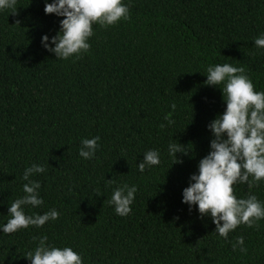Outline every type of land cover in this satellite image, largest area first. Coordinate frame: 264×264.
Returning <instances> with one entry per match:
<instances>
[{
	"label": "trees",
	"instance_id": "trees-1",
	"mask_svg": "<svg viewBox=\"0 0 264 264\" xmlns=\"http://www.w3.org/2000/svg\"><path fill=\"white\" fill-rule=\"evenodd\" d=\"M122 2L128 18L95 24L88 51L68 59L41 46L62 19L44 13L45 0L0 10V223L33 163L46 169L31 177L44 203L25 212L59 213L40 228L0 232V264H30L24 255L41 235L72 247L83 264H264V219L224 239L210 217L181 203L209 151L206 125L225 106L220 89L204 83L206 67L242 66L254 90L264 91V48L253 45L264 33V0ZM94 136L99 148L85 160L80 141ZM176 140L189 151L172 164L167 149ZM148 149L159 150L160 164L139 172ZM124 183L137 192L131 212L119 216L108 200ZM233 188L237 198L264 202V180ZM239 236L244 252L232 248Z\"/></svg>",
	"mask_w": 264,
	"mask_h": 264
},
{
	"label": "clouds",
	"instance_id": "clouds-1",
	"mask_svg": "<svg viewBox=\"0 0 264 264\" xmlns=\"http://www.w3.org/2000/svg\"><path fill=\"white\" fill-rule=\"evenodd\" d=\"M16 8L17 0H0V10L8 9L9 13H14ZM44 13L62 19H59L54 35H41V46L57 59H68L88 51V39L93 35L95 24L110 26L127 19L128 6L122 0H45ZM253 45L264 48V33L253 39ZM202 74L206 75V85L220 89L225 106L206 125L211 135L209 151L200 158L197 171L190 175L188 185L182 189L181 203L186 204L189 211L195 206L200 218L210 217L214 231L227 239L229 232L238 225L253 227L264 219V202L254 194L237 198L233 188L236 184L251 187L254 182L264 180V91L254 90L253 82L242 66L227 62L210 64ZM170 107L175 111V103ZM164 120L167 125L174 123L168 115ZM99 140V136L82 138L78 155L85 160L93 158ZM167 150L168 155L174 157L172 164L183 162L177 153L187 155L189 151L177 140L170 142ZM159 164V150L148 149L137 163V170L144 172ZM45 170L42 164L36 163L25 168L21 177L26 181L22 185L23 195L8 205V219L6 223H0V232L11 234L29 226L40 228L58 218L59 213L54 208L42 214L25 212L26 206L36 208L44 203L40 182L31 177ZM136 192L135 184L124 183L113 188L108 202L117 215L126 216L131 212ZM94 194L99 196L102 192ZM47 241V235H41L34 250L24 255L30 264H83L81 255L72 247H57ZM243 245L244 238L236 237L232 243L233 251L238 246L241 252L246 251Z\"/></svg>",
	"mask_w": 264,
	"mask_h": 264
}]
</instances>
